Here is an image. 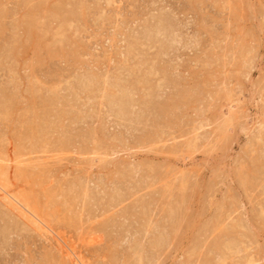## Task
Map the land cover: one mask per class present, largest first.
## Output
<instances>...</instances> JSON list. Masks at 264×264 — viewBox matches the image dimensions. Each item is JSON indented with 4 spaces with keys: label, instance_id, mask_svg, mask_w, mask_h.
Wrapping results in <instances>:
<instances>
[{
    "label": "rangeland",
    "instance_id": "1",
    "mask_svg": "<svg viewBox=\"0 0 264 264\" xmlns=\"http://www.w3.org/2000/svg\"><path fill=\"white\" fill-rule=\"evenodd\" d=\"M0 264H264V0H0Z\"/></svg>",
    "mask_w": 264,
    "mask_h": 264
},
{
    "label": "bare ground",
    "instance_id": "2",
    "mask_svg": "<svg viewBox=\"0 0 264 264\" xmlns=\"http://www.w3.org/2000/svg\"><path fill=\"white\" fill-rule=\"evenodd\" d=\"M3 196V195H2ZM17 200V199H16ZM47 232V231H46ZM51 234V233H50ZM74 252V251H73Z\"/></svg>",
    "mask_w": 264,
    "mask_h": 264
}]
</instances>
